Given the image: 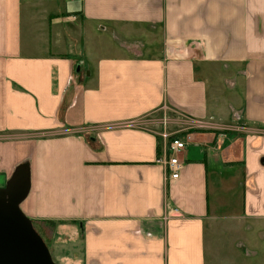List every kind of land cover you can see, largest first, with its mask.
I'll use <instances>...</instances> for the list:
<instances>
[{
    "label": "crops",
    "instance_id": "crops-1",
    "mask_svg": "<svg viewBox=\"0 0 264 264\" xmlns=\"http://www.w3.org/2000/svg\"><path fill=\"white\" fill-rule=\"evenodd\" d=\"M104 34L118 54L87 57ZM215 62L244 79L232 118ZM173 138L177 179L156 163ZM21 164L20 209L57 261L207 264L215 189L241 191L230 221L264 219V0H0V187Z\"/></svg>",
    "mask_w": 264,
    "mask_h": 264
},
{
    "label": "rangeland",
    "instance_id": "rangeland-1",
    "mask_svg": "<svg viewBox=\"0 0 264 264\" xmlns=\"http://www.w3.org/2000/svg\"><path fill=\"white\" fill-rule=\"evenodd\" d=\"M59 7L60 10L63 11L64 3L61 2ZM216 24L221 23L217 22ZM73 25H76V23ZM226 27V24L222 23L219 27V32L222 33L227 31ZM28 36L29 32L26 28L23 31V41H25V43L29 40ZM33 39L34 45L36 42H39L36 29L33 34ZM220 39L221 37L215 39V46L216 44H223L220 42L224 41H220ZM86 40L84 39L86 42L84 46L82 45L83 41H80V46L81 49L83 48L86 50L88 55H85L87 57L96 58L104 54H118L119 52L117 45L120 39L113 35L104 34L101 37L86 38ZM225 45H227L226 39ZM34 50L37 51L35 46ZM236 68L237 67L233 63L223 62H215V72L208 66H203L201 68L203 75H205L206 72L208 73V71H210L208 74H211V72L213 73L212 80H215V114L222 119L234 117L233 111H237L236 106L241 104V99H244V97L242 98L243 94H245L244 79L240 81L242 84L241 86L233 85L232 76L236 72ZM209 92H211V89ZM151 119H155V122L152 121L148 126L158 132L163 131L165 125L163 115L158 114V116H153ZM234 182L233 179L229 180V182H226L225 186L217 190L215 189V214L221 217V219L215 220V242L211 241V238L208 243L207 264H264V219L230 221V214L228 212H231L235 208H241V200L239 198L241 191H236L233 188L235 186ZM235 194L238 195V199L234 197L233 200ZM216 195H219L223 199H227L229 202V198L232 197L233 203L227 207L222 206V209H220L217 207ZM223 208H225V211ZM33 225L35 230L40 234V232H42L40 225L35 222H33ZM46 232L48 234V230ZM45 244L49 248L50 244L48 245V241H45ZM50 255L55 264H69L68 262L57 261L54 255L51 253Z\"/></svg>",
    "mask_w": 264,
    "mask_h": 264
},
{
    "label": "water",
    "instance_id": "water-1",
    "mask_svg": "<svg viewBox=\"0 0 264 264\" xmlns=\"http://www.w3.org/2000/svg\"><path fill=\"white\" fill-rule=\"evenodd\" d=\"M27 164L0 187V264H55L49 248L20 209L29 192Z\"/></svg>",
    "mask_w": 264,
    "mask_h": 264
},
{
    "label": "built area",
    "instance_id": "built-area-1",
    "mask_svg": "<svg viewBox=\"0 0 264 264\" xmlns=\"http://www.w3.org/2000/svg\"><path fill=\"white\" fill-rule=\"evenodd\" d=\"M184 147L183 141L176 138L170 139L162 156L157 158L156 163L163 167L167 175L166 177L177 179L180 163L176 154L183 150Z\"/></svg>",
    "mask_w": 264,
    "mask_h": 264
},
{
    "label": "trees",
    "instance_id": "trees-1",
    "mask_svg": "<svg viewBox=\"0 0 264 264\" xmlns=\"http://www.w3.org/2000/svg\"><path fill=\"white\" fill-rule=\"evenodd\" d=\"M157 155H159V152L157 153ZM47 225H49V226H51L52 224H53V222H51V221H46L45 222Z\"/></svg>",
    "mask_w": 264,
    "mask_h": 264
}]
</instances>
